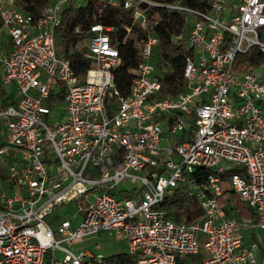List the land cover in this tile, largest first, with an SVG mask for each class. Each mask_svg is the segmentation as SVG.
<instances>
[{"label":"built area","instance_id":"obj_1","mask_svg":"<svg viewBox=\"0 0 264 264\" xmlns=\"http://www.w3.org/2000/svg\"><path fill=\"white\" fill-rule=\"evenodd\" d=\"M102 1L136 27L125 25L139 49L127 95L116 86L114 26L89 24L81 49L63 53L58 28L79 5L51 0L34 18L0 0L11 41L0 52V264H105L100 244L73 249L104 231L136 264H264V0ZM156 7L185 19L171 36L181 88L163 85L170 59L153 60L164 41ZM77 52L89 61L83 73ZM58 104L62 118L51 119ZM231 192L257 222L239 215ZM177 199H195L201 215L177 219L164 208ZM68 206L74 215L56 214Z\"/></svg>","mask_w":264,"mask_h":264},{"label":"trees","instance_id":"obj_2","mask_svg":"<svg viewBox=\"0 0 264 264\" xmlns=\"http://www.w3.org/2000/svg\"><path fill=\"white\" fill-rule=\"evenodd\" d=\"M51 0H16L17 5L27 13H30L34 18H38L43 7ZM166 2L177 0H163ZM185 4L205 7L207 0H178ZM159 14L162 15L163 20L159 23L157 30L161 32L164 39L162 46V54L171 61L172 71L166 74L163 79L164 87L178 84L181 88L183 81V56L175 54V48L171 44V36L174 33H179L183 29L184 17L177 12H169L165 9L156 7ZM94 22H102L107 25H112L116 28L115 36L118 40L119 49L121 51L122 63L118 68L116 86L123 95H127L130 91L131 84L135 78V73L132 71L138 66L139 49L132 37H126V26H133V18L130 12L120 11L119 9L105 5L102 0H89L86 5H82L77 9L76 15L71 16V8H68L63 13V21L60 30V38L62 41L70 42L75 46H79L86 36V29L89 24ZM76 25H81L80 31H74ZM1 27V20H0ZM70 45V44H69ZM169 46L171 51L164 49V46ZM75 63L74 67L77 73H83L89 67V61L83 59L81 55L77 54L72 57ZM178 87V88H179ZM174 91V89H173ZM0 95L5 93L0 89ZM13 96L7 95L4 100V105L15 104ZM223 197L229 193L228 181L224 180L222 183ZM231 196L236 200L237 206L240 210V215L245 219H252L255 222L258 219L255 217L253 210L246 207L238 197L231 192ZM223 197L221 201L223 200ZM177 199L175 202L167 200L164 208L173 214L177 219L190 221L198 218L201 215V210L195 199H191L189 203L183 205V201ZM200 256H197V258ZM105 264H136L135 259L125 252H118L107 256Z\"/></svg>","mask_w":264,"mask_h":264},{"label":"rangeland","instance_id":"obj_3","mask_svg":"<svg viewBox=\"0 0 264 264\" xmlns=\"http://www.w3.org/2000/svg\"><path fill=\"white\" fill-rule=\"evenodd\" d=\"M89 0H73V3L79 6L82 5H86L88 3ZM209 1V0H207ZM132 37H136V34L132 33L131 34ZM10 38L7 35L6 32H2L0 34V52L1 51H5L9 46H10ZM70 44V45H69ZM74 45L70 42H65L62 41L60 38V30L57 32V47L59 49V52H63V53H67L69 52V49L72 48ZM166 50L171 51L169 46H164ZM6 48V49H5ZM78 49H81V46H77ZM162 46L158 45L155 48V53H154V57L153 60L155 61V63H161L163 61V55H162ZM63 105L62 104H58L56 107H54L52 109V113H51V119L57 120L62 118V111ZM172 142V140L170 141ZM163 144H169V141H163ZM86 175L91 176L92 173L87 172ZM126 187L128 188L127 184H123L122 187ZM119 197L124 196V193H122L121 195H118ZM236 205L237 202L234 199ZM186 200H183V205H186ZM198 207L200 208L199 204ZM238 207V206H237ZM76 208L73 206H68L66 208H62V207H56L55 212L56 214H58L59 216H69V215H74L76 213ZM81 215H83V213L81 212ZM240 215V212H239ZM241 216V215H240ZM259 234H261L259 232ZM203 238H204V234L200 233V251L201 254H203ZM96 244H100L102 246V248L100 250H95V252H97V254H101L102 256H110L112 254L118 253V252H125L127 251V242L122 239H116L115 236L113 234L110 233V231H104V232H100L99 234H97L96 236L92 237V238H88L86 240L81 241L80 243H78L77 245L73 246V249L78 251V250H82L85 248H89V249H94ZM57 258L61 259L63 257V253L58 251L56 253Z\"/></svg>","mask_w":264,"mask_h":264}]
</instances>
